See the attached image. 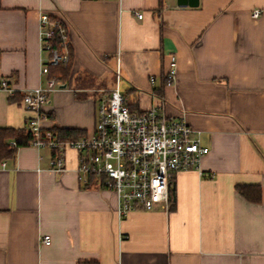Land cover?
<instances>
[{
  "label": "crops",
  "instance_id": "0c3cea01",
  "mask_svg": "<svg viewBox=\"0 0 264 264\" xmlns=\"http://www.w3.org/2000/svg\"><path fill=\"white\" fill-rule=\"evenodd\" d=\"M43 12L67 22L72 50L71 73L56 77L44 106L45 128L91 136L119 58L131 108L163 101L208 152L201 172L173 174L168 209L120 215L113 189L80 177L75 149L58 171L51 149L18 147L0 159V264H264V0H0V80L15 90L0 91L1 127L26 129L23 93L46 79ZM239 184H259L260 202Z\"/></svg>",
  "mask_w": 264,
  "mask_h": 264
},
{
  "label": "built area",
  "instance_id": "2783aa9c",
  "mask_svg": "<svg viewBox=\"0 0 264 264\" xmlns=\"http://www.w3.org/2000/svg\"><path fill=\"white\" fill-rule=\"evenodd\" d=\"M261 13V9L255 8L252 15L257 18ZM136 14L139 18L144 15L139 11ZM39 34L42 49L50 56L41 69L46 79L37 87L25 90L22 96L29 112L25 132L32 137L30 145L51 149L52 167L58 171L66 167V150L75 149L79 153L80 177L85 180L95 177L104 187L113 189L119 197L120 215L136 209L152 210L158 204L168 209L173 174L188 169L201 172V158L208 152L195 136V129L185 118L167 116L163 101L143 111L132 109L128 96L119 86V58L114 87L102 90L99 96L91 136L64 138L55 129L45 128L42 125L47 117L44 106L59 83L58 78L50 76V68L67 64L71 53L64 19L41 13ZM57 38L60 42L55 45ZM176 64V57L172 55L166 75L168 83L176 78ZM0 91L14 94L7 77L1 78ZM1 165L6 166V161ZM42 237L44 243L51 242L49 234Z\"/></svg>",
  "mask_w": 264,
  "mask_h": 264
},
{
  "label": "trees",
  "instance_id": "16d2710c",
  "mask_svg": "<svg viewBox=\"0 0 264 264\" xmlns=\"http://www.w3.org/2000/svg\"><path fill=\"white\" fill-rule=\"evenodd\" d=\"M60 41L57 39L54 40L56 45ZM70 48V47H69ZM71 49V48H70ZM71 59L67 64H61L59 66H52L50 68V76L60 77L66 80L71 73V64H72V50ZM167 79L165 78V82ZM131 107V104L129 103ZM60 137H78L85 133L82 129L77 128H54ZM32 137L30 134L25 132L23 128L15 127H1L0 126V159H11L14 158L17 152L18 147L27 146L30 144ZM14 141L15 144L11 142ZM237 190L248 200L252 202H260L261 200V186L259 184H239L237 185Z\"/></svg>",
  "mask_w": 264,
  "mask_h": 264
},
{
  "label": "water",
  "instance_id": "95a60500",
  "mask_svg": "<svg viewBox=\"0 0 264 264\" xmlns=\"http://www.w3.org/2000/svg\"><path fill=\"white\" fill-rule=\"evenodd\" d=\"M63 86H66L65 84ZM171 190L174 191L175 187L173 185H171Z\"/></svg>",
  "mask_w": 264,
  "mask_h": 264
},
{
  "label": "rangeland",
  "instance_id": "374dc122",
  "mask_svg": "<svg viewBox=\"0 0 264 264\" xmlns=\"http://www.w3.org/2000/svg\"><path fill=\"white\" fill-rule=\"evenodd\" d=\"M122 90V89H121Z\"/></svg>",
  "mask_w": 264,
  "mask_h": 264
}]
</instances>
